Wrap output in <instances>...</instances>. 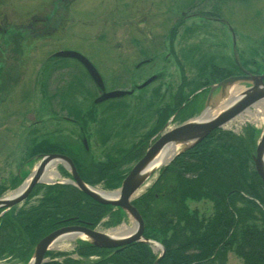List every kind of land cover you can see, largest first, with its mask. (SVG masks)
<instances>
[{"label":"trees","instance_id":"16d2710c","mask_svg":"<svg viewBox=\"0 0 264 264\" xmlns=\"http://www.w3.org/2000/svg\"><path fill=\"white\" fill-rule=\"evenodd\" d=\"M198 51L192 49L190 55L193 57ZM207 59L209 57L201 60L203 63L194 61L198 66V80L184 75L185 86L207 79ZM219 70L218 79L232 74L228 72L230 68ZM90 94L86 89L82 96ZM118 102L112 100L103 105L100 115L105 116L106 110H127L123 100ZM96 108L97 105L92 103L84 116L94 119L100 144L103 147L110 144L112 148L106 153L104 162H95V158L82 155L73 161L86 183H102L106 189H113L125 176L123 167L143 156L149 139L165 125L172 110L167 107L156 109L159 122L155 117V124L142 140L128 146L130 134L126 136L115 128L120 123L118 117L111 112L110 116L104 117L106 122L97 120ZM84 109L87 111V106L81 103L77 110L83 113ZM123 112L127 113H120ZM138 114L143 116L142 111ZM131 118L137 126L142 122L135 114ZM115 139L114 144H119L116 147L111 144ZM254 143L255 131L250 127L246 129V137L215 130L191 149L192 152L187 151L176 158L160 179L133 202L145 223L144 236L160 242L165 248L159 264H222L229 251L240 257L244 264H264V184L250 167ZM38 148L33 154L41 152ZM48 151L57 152L56 144L48 145ZM40 191L43 192L42 198L35 205L18 212L12 210L0 218V259L26 263L36 244L58 228L86 223L95 227L107 214L111 216L110 224L120 219V214L112 212L110 206L97 203L72 185H38L31 196ZM187 200L212 202L213 212L207 218L198 211L190 212ZM237 201L244 207L236 208ZM255 220H259L262 226L256 225ZM74 253L82 258L96 256L98 259L77 260L70 258L68 253L51 251L47 253L50 260L43 264H154L157 258L152 247L143 242L113 250L97 248L79 240ZM60 257L64 259L55 260Z\"/></svg>","mask_w":264,"mask_h":264},{"label":"rangeland","instance_id":"374dc122","mask_svg":"<svg viewBox=\"0 0 264 264\" xmlns=\"http://www.w3.org/2000/svg\"><path fill=\"white\" fill-rule=\"evenodd\" d=\"M53 1L54 0H29L28 9L34 13L40 12L42 14H47L50 10V4ZM57 1L58 6L61 7L58 10V15L60 22L63 24L62 43H55L54 45L48 44L47 46L37 44V49H32V55L27 59V62L30 64L34 58L38 59L37 56H39V62L42 61L51 48H73L75 51L88 58L95 66L103 77L107 90H125L133 85H137L143 80L145 81L152 74H158V71L162 72V70L168 75L165 81L168 82L170 86L179 83L180 72H182V70L188 78L194 79V81L198 80V66H196V62L194 61L200 60L201 62L204 57V52L210 51V49L216 45L215 41L217 40L218 42L220 38V35L217 33H219L221 29L224 30V33L228 36L225 26L214 22L217 21L214 19L217 13L222 17L224 23L232 27L235 33L234 41L237 50L251 51L254 45L258 47L261 42H264V0H63L62 4L59 0ZM44 6L46 7L44 8ZM124 11L128 13L127 16L130 15L137 19L130 22L128 18H123L122 13H124ZM140 21H142V26L138 25ZM177 23L179 26L176 25ZM75 34H77V36H75ZM227 36L223 34V37L227 39L226 43L229 41V36ZM230 46L231 44L229 47ZM195 48L199 51L192 57L190 51ZM150 55L157 58H155L154 64L150 65V60L144 61L145 67L137 71L132 70L137 61L143 59L144 56ZM247 57L250 58V60L245 63L252 65L251 67H254V70L260 65V72H239L233 75L264 74L263 54L259 56L248 54ZM173 58L177 59V61L173 60ZM239 60L243 62L244 57ZM257 62L258 64L256 65ZM32 63H37V61ZM72 63L74 64L75 62L62 61L60 63L61 68L56 73L57 76L53 77V80L48 84L49 90L50 88L53 90L54 85H56L58 89L60 88V91H62V94H60L62 98L61 102L64 105L69 103L72 96L77 98V96L83 95L87 87H89L88 85L92 86L91 82L86 79L85 72H83L84 70L80 66L78 67V72L64 71L65 66H74ZM201 63H203V61ZM215 64L225 65L227 62L215 61ZM247 64H244V66ZM42 68V65L39 63L36 65L32 64L29 73L19 78L21 80V82L18 83L19 86L23 83H27L24 88L25 90L16 89L6 93L8 99L12 100V105L6 104L1 107V110L10 108L5 109L8 110V112L14 109L15 115L13 119V137L8 139L7 135L3 137L0 136V189L3 191L0 193V197L10 196L24 185L25 181L33 173L37 163L40 161V159L38 160L40 157L37 156L38 153L33 154L36 148L33 144L35 139L38 138V136L34 134L38 131L35 133L33 132V136H31L28 134V130L29 128L32 129V124H36V121L40 118V116L38 117L35 115H37V111L40 109L39 99L41 91L40 88H37V85L39 83L38 72H43ZM46 74L47 71L45 70L44 77ZM74 82L75 84L73 87ZM158 82L159 80L154 82L150 88L153 89ZM70 83L73 87L72 91L69 88ZM31 85H36V87L31 88ZM201 85H203V82L198 81V83L190 85V90L195 91V89ZM91 86L90 89H92ZM248 86L249 84L238 83L227 88L225 93L227 96L222 100L218 97V102L216 101L217 104H211L213 106V112H220L226 107V104L230 102V98L232 100V90L234 88H239L240 91H243ZM145 93L147 92H144V94ZM134 94L138 95V92L136 91ZM100 95V91L95 90L93 91V98H91V94L87 97L95 102V100L100 98ZM137 95L133 98L129 96L123 98L127 110L123 108H118L113 112L110 110L107 112L106 110L107 114L104 112L105 116H101L102 113L100 115L103 109V101H96L97 108L95 111L97 112L96 117L98 116L97 120L100 119L106 122L104 117L110 116L111 112L112 115H116L118 117L117 122H120L118 123V127H115L116 130L120 129L118 132L121 131L125 133L126 136L130 134L128 146H130L131 143L135 145V143L140 142L143 135L151 130V127L157 120L155 118V109L167 106L168 101L167 98L160 100L151 98L148 95L147 97H137ZM24 98L30 100V103H28V101L24 103ZM142 98L146 99L140 102ZM79 99L82 100L81 97ZM34 101L35 103H32ZM62 104L60 106H62ZM152 104L154 105L153 108H151ZM60 106L55 107L54 110H58L61 108ZM107 107H109V105H107ZM206 109L207 108L204 106L200 113H203ZM122 111H126L127 113H120ZM140 111H142L143 116L138 114ZM256 111L257 110L254 112ZM78 113H80V111H78L77 108L62 109V114L74 117L75 122V117ZM134 114L141 118L142 122L139 123V126H137V124L135 125V120L131 118ZM258 118L260 120H255L256 122L254 121V125L259 130V134L264 127V115L260 114ZM174 119L176 118L167 122L165 130L177 127L181 123L180 121H174ZM89 120L90 122H87V126L85 124V128L87 129L89 127L91 129V131L89 129L90 136L93 137L94 135L95 137L94 141L92 140V150L90 151L96 159L95 162H104L106 161V153L112 148V145L108 144V148L100 144L95 132L96 125L91 123L94 119ZM80 124H83V122L79 121V126L77 128L73 126V128L75 130L79 128L80 132ZM74 129L71 138L75 140ZM69 136L70 133L61 128L48 134V138L52 142L59 141L62 138L68 140ZM82 137L84 136L82 135ZM256 138L258 139L259 137ZM115 141L116 139L111 142L114 147L119 145L118 143L114 144ZM150 145L148 144L146 148ZM64 146L67 148V143H65ZM63 150L69 153L68 148ZM30 162L32 163L30 164ZM61 166V164H58L52 167V170L58 172L59 175L57 177L60 179L62 178L59 171ZM12 177L15 178L14 182L18 180L17 186L13 187V183L10 184V179ZM161 186L162 185H160V187ZM187 203H189V201H187L186 204ZM188 205L190 207H188L189 211L192 212L193 209H197L200 214H205L211 211L213 203L207 200L199 203L193 201ZM242 207H244V204L237 201L236 208ZM257 217L260 216L257 215ZM126 218H128L126 219L127 222H121L115 227L107 228L106 232L118 235L116 234V230L123 226L132 231L134 228V220L129 216ZM254 223L260 227L262 226L259 220H255ZM79 239L80 238L77 237L72 240H64L58 244V248H53L52 250L71 252L74 244ZM154 251L160 254L158 249H154ZM31 258L32 257H30V259ZM48 259L47 257L45 261ZM0 264L24 263H20L17 260H10L9 258H3L0 260ZM222 264L244 263L233 251H229L225 263L223 262Z\"/></svg>","mask_w":264,"mask_h":264},{"label":"flooded vegetation","instance_id":"af4514ba","mask_svg":"<svg viewBox=\"0 0 264 264\" xmlns=\"http://www.w3.org/2000/svg\"><path fill=\"white\" fill-rule=\"evenodd\" d=\"M62 1L63 0H59L61 4L63 3ZM28 7H29V0H0V136L3 137L4 135H7L8 139H11L13 137V119H14L15 111L14 109H12L9 112L8 110H5V109H10V108H4L1 110V107L6 104L12 105V100L8 99V96L6 95V93L10 92L11 90H16V89L24 91L25 90L24 88L26 87L27 83H23L21 86H19L18 83L21 82L19 78L21 76L24 77L29 73L30 66L32 64L36 65L39 63L43 67L42 68L43 72H38L39 83L37 85V88L38 89L40 88L41 96L39 99L40 109L39 111H37V115L35 116H38V117L40 116V118H38V120L36 121V124H32L34 129H37L38 131L37 133L34 134L35 136H38V138L35 139L33 145L36 148L39 147L38 149H40L41 152L43 151L46 152V150H48V145L56 144V148L58 150L57 152H61L63 154L68 155L72 160L74 159L78 160L80 158L79 155L84 156V158L85 156L89 157L90 159L93 157V154L89 152L90 144L92 145L93 138L89 139L88 134H89L90 128L88 127L86 129L84 125L90 121L89 120L90 118L89 116L85 117L84 115L88 113L89 106L94 101L91 99H88L87 96H86L87 101H85L84 97L82 101H79L78 98H76L75 96H72L69 103L64 105L61 102L62 98L60 94H62V91H60V88L58 89V87L54 85L53 90L51 88L49 90V87H48V84L53 80V77L57 76L56 73L58 70H60L61 68L60 63L62 61L75 62L74 64L72 63L74 66H71V65L65 66L64 71H68V72L77 71L78 72L79 70L78 67L80 66V64L77 61L73 59H59L58 60L54 58L56 57L54 56V54H57L59 51L74 50V49L73 48H57V49L51 48L49 53L43 58L42 61L39 62V56H37L38 59L34 58V60L30 62V64L27 62V59L31 57L30 55H32L31 54L32 49L34 50L37 49V46H38L37 44H41L42 46H47L48 44L54 45L55 43H59V44L62 43L63 24L60 22V18L58 15V10L61 7L58 6V1L54 0L50 4V10L48 11L49 14L47 13L48 15L42 14L40 12L38 13L31 12V10H29ZM45 7L46 6H44V8ZM125 11L124 13H122L123 18H128L130 22L135 21L137 19V18H133L130 15L127 16L128 13ZM216 15L218 17L216 16L214 17V19L217 21H214V22L225 26L228 32L229 41L228 43H226L227 39L223 37V34L225 36H227V34L224 33V30L221 29L220 32L217 33L220 35L219 41L218 42L217 40L215 41L216 45L213 48H211L210 51L204 52L203 54L204 57L202 58V60H205L207 57H209V59H207L209 61V64H208V71H207V79L206 80L203 79L202 82L210 83V82L218 81L219 79L217 76L219 75L220 68H223V69L230 68L231 71H228V72H231L232 73L231 75L239 73V72L241 73V72H249V71L250 72L259 71L260 65L257 66V68H255L254 70V67L253 68L251 67L252 65H249L245 62L250 60V58L247 57L248 54L249 55L255 54L257 56L263 54L264 56V42H261L258 47L254 45L251 51L237 50L235 41H234L235 33L233 32L232 27L230 28L226 23H224V20L222 19L221 16H219V13H217ZM138 25L142 26L143 25L142 21H140ZM75 36H77V34H75ZM230 37H231V41H230ZM230 44L231 46L229 47ZM153 55L144 56L143 59L137 61L134 64V69L132 70L137 71V70H140L142 67L146 66L143 63L144 61L150 60L151 61L150 65L154 64V60L156 57H154ZM242 57H244V61L240 62L239 59H241ZM165 59L169 60L168 58H165ZM173 60L177 61V59L175 58H173ZM35 61H37V63H32ZM215 61H218V62L225 61L227 62V64L216 65ZM244 64H247V65L244 66ZM257 64L258 62L256 63V65ZM45 70L47 71V74L44 77ZM158 73L160 77H158L156 81L159 80V82L153 89H151L150 87H145L141 90H138L139 92L138 95L131 94L129 97L133 98V97H136V95L137 97L139 96L147 97L148 95L151 98H157L160 100L167 98L168 100L167 106L162 107V109L167 107L172 110V112L167 118V121L173 118L174 116L176 118L174 119L175 121H180L182 119H185L186 117L191 116L195 112V108L201 105V102L203 100L202 97L205 94L204 89L207 87V85L203 84L202 86H198L195 89V91L199 90L200 93L192 97V95H190L191 87L185 86L183 84V73L182 72H180L181 75H180L179 83H177L174 86L173 85L170 86L168 82L165 81V77H166L165 71L163 70L162 72L158 71ZM86 78L88 79V81L91 82L89 77H86ZM74 84L75 82L73 83V87H74ZM91 84L92 86L89 85V87L87 88V92L90 91V93L94 91L95 89L92 82ZM69 86H70L69 88L72 91L73 87L71 83L69 84ZM90 86L92 87V89H90ZM136 86L137 85H133L127 89L128 90L134 89V92H136L137 91ZM34 87H36V85H33V86L31 85V88H34ZM181 91L183 93H181ZM144 92H147V93L144 94ZM91 98L93 97L91 96ZM180 99H182V101L178 103ZM23 100H24V103H26L27 101L28 103H30V100L26 98H24ZM32 103H35V101ZM81 103L84 105L85 104L87 105V111L86 109H84L85 111H83V113L81 112L79 114V117H77L76 115L75 117L76 122L74 120V117H69L65 114L64 115L62 114V109L64 107L69 106V107H72V108L74 107L78 109ZM61 104L63 107L60 106ZM32 105H35V104H32ZM57 106L58 107L60 106L61 108L55 111L54 108ZM156 117H158V120H157V123H158L160 116H156ZM79 121L83 122V124H80L81 125L80 132H79V128L77 130L73 128V126H75L76 128L79 126ZM33 127L32 129L29 128L28 130V134L31 136H33V134H31ZM60 128L65 129L66 131L70 133L68 140L62 138L59 141H55V142L50 141L48 138V134L54 130L57 131ZM48 129H49V132H48ZM73 129H74V134H75L74 135L75 140L71 138L73 134ZM83 130L86 133V136H87L86 139L82 137V135L83 136L85 135ZM158 131L154 135H156ZM86 140L89 143L88 148H86L84 145V142ZM65 143H67L68 145L67 148L69 150V153H66L63 150V149H67L66 146H64ZM189 151L192 152L191 150ZM14 181H15V178L12 177L10 179V184L12 183L14 184ZM205 201L206 200H202V202H205ZM212 210L213 208H211V211ZM6 214L7 213L3 214L2 218Z\"/></svg>","mask_w":264,"mask_h":264},{"label":"water","instance_id":"95a60500","mask_svg":"<svg viewBox=\"0 0 264 264\" xmlns=\"http://www.w3.org/2000/svg\"><path fill=\"white\" fill-rule=\"evenodd\" d=\"M58 55L78 60L86 68L88 74L96 85L104 88L102 78L96 68L80 53L63 51L58 53ZM150 81L151 80H148L140 87L147 85ZM238 83L249 84V87L230 100L226 107H224L216 116L211 118L199 117L197 119H192L178 128L164 132L148 147L144 156L133 166L123 180L120 188L117 190L118 193L99 191L84 183L79 177L71 159L67 156L61 154L43 155L35 171L30 176L29 183L23 188V190L19 194L10 198H0V209L10 208L24 200L30 194L34 186L37 183L42 182V175L48 164L51 162H61L68 165L73 178V184L79 190L100 204L117 207L126 212L128 216L134 220V228L132 229V232L124 235H113L78 225L60 228L51 232L37 243L32 258L28 264H42L45 261V254L51 249L52 244L70 235L76 237L79 236L97 248L116 250L133 242H143L161 250L162 253L154 262V264H158L164 255L165 249L159 242L144 237V221L138 210L132 204V199L136 191L156 170L155 167L158 165L156 159L163 149L168 146L176 147L182 145L180 152L185 151L199 143L212 130L222 126L224 123L246 110L249 106L264 100V75L251 74L231 76L216 84L210 92L212 93L216 88H220L221 93L225 96L226 89ZM126 93L129 92L112 91L105 93L101 99L121 97ZM252 158L255 170L264 184V128L257 139L255 152L252 154ZM167 164L168 163L165 165ZM23 186L24 185L20 188Z\"/></svg>","mask_w":264,"mask_h":264},{"label":"bare ground","instance_id":"6f19581e","mask_svg":"<svg viewBox=\"0 0 264 264\" xmlns=\"http://www.w3.org/2000/svg\"><path fill=\"white\" fill-rule=\"evenodd\" d=\"M239 91H240L239 88H234V89L232 90V99L235 98V97L238 95V92H239ZM230 100H231V98H230ZM259 105H260L262 108H264V100H262V101L259 103ZM215 114H216V112H213V111H211V110H208L207 112L204 113V115H205L206 117H207V116H213V115H215ZM175 151H176V149H175L173 146H168V147H166L165 149H163L162 152L158 155V157H157V159H156L157 164H158V165H160V164L163 165V164L167 163V162L171 159V157H172V155L175 153ZM57 163H58V162H51L50 164H48L46 170L44 171V173H43V175H42V180H45V181H47V182H50V181H52V180L54 179V177H56V176L58 175V173H57L56 171L52 170V167L55 166ZM158 165H157L155 168H157ZM29 181H30V180L27 179V180L25 181L24 186H23L22 188H20L19 190H17L16 192H14L12 195L8 196V198H10V197H12V196H15V195L19 194V193L23 190V188L29 183ZM145 188H146V187H143L142 189H140V190L136 193L135 196H137L138 194L142 193L143 190H144ZM96 189L102 191V190L99 189V188H96ZM117 193H118V192H117ZM128 232H132V231H131L130 229H128V228H125L124 226H123L122 228H119L118 230H116V234H118V235H119V234H127ZM74 238H76V236H73V235H70V236H67V237H65V238H62V239L56 241L55 243H53L51 248H58V247H59L58 244L61 243L62 241H64V240H72V239H74ZM0 260H1V259H0Z\"/></svg>","mask_w":264,"mask_h":264}]
</instances>
